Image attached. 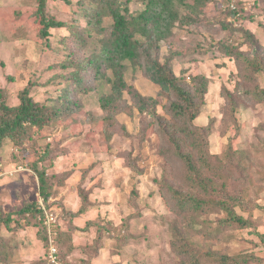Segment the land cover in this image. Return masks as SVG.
Returning a JSON list of instances; mask_svg holds the SVG:
<instances>
[{
	"label": "rangeland",
	"instance_id": "obj_1",
	"mask_svg": "<svg viewBox=\"0 0 264 264\" xmlns=\"http://www.w3.org/2000/svg\"><path fill=\"white\" fill-rule=\"evenodd\" d=\"M79 1L48 0L47 11L78 26L96 9L93 0ZM116 1L133 15L145 9L146 0ZM202 1L192 4L193 13L176 6L180 17L161 57L173 56L175 74L187 83L208 81L194 125L211 127L199 134L213 186L242 197L236 210L249 228L214 233L226 213L210 208L192 214L163 196L168 187L189 190L184 163L151 117L139 116L132 105L116 116L107 138L101 97L110 93L114 73L105 62L99 69L87 66L101 55L100 46L92 39L83 46L73 30H51L43 38L37 0H0V102L17 106L31 84L39 104L51 106L67 94L79 105L66 119L29 130L19 144L6 140L0 149V210L12 219L0 227V264H222L227 258L230 264H264V99L256 96L264 90V71L255 83L244 72L254 57L264 64V0ZM112 24L106 17L101 25ZM123 72L125 82L156 98L158 113L169 119L160 87L141 68ZM40 172L48 182L47 201ZM28 205L40 213L24 217L20 211Z\"/></svg>",
	"mask_w": 264,
	"mask_h": 264
},
{
	"label": "trees",
	"instance_id": "obj_2",
	"mask_svg": "<svg viewBox=\"0 0 264 264\" xmlns=\"http://www.w3.org/2000/svg\"><path fill=\"white\" fill-rule=\"evenodd\" d=\"M37 1L35 15L36 21L41 25L40 35L43 38L49 37L51 30H73L81 37L83 46L92 39L91 43L95 41L101 48V55L90 58L87 66L94 65L99 69V63L105 62L113 71L111 91L101 97L102 121L107 138H111L115 130L116 116L125 113L130 105L138 111L139 116H150V123L158 126L159 130L156 133L160 134L163 141L167 138L168 143L174 147L176 158L184 163L186 171L184 185L189 188L184 193L179 188L168 187V192L163 193V196L170 195L175 204H180L181 209H188L192 214H201L210 208L212 212L219 210L226 213L228 218L218 223L214 233L228 228H249V219L236 210L238 206L244 205L242 197L231 194L223 186L218 188L213 186L211 168L206 161L205 145L201 140L203 137L199 134V131L202 133L211 127L194 125L201 117L206 104L208 81L204 77H197L193 80L194 85L187 83L184 78L175 74L174 57L167 56L164 61L161 57L162 45L173 37L174 25L180 17L176 6L181 4L191 8L193 13L195 7L192 6L202 0H191L193 3L190 0H146L145 9L138 15H133L127 7H123L125 6L123 3L116 0H93L96 9L86 11L84 17L80 19L81 23L73 27L49 14L48 0ZM203 2L204 0L202 6ZM184 16L187 15H183V18ZM106 17L113 20V24L107 29L101 25ZM69 62L70 66L78 68L73 60ZM246 65L244 72L249 75L248 81L255 83L257 77L264 71V64L259 57H254L247 61ZM127 66L133 69L141 68L144 76L160 87L159 95L167 98L170 104L166 108L169 119L158 113L159 102L156 98L143 96L125 82L123 71ZM82 79V75H79L76 81L81 84ZM30 86L31 84L20 93L17 106L10 107L5 102H0V149L6 140L19 144L27 138L29 130L33 128L42 130L52 121L66 119L74 113V109L79 108L78 103L69 99L67 94L62 99L54 101L51 106L39 104L31 96ZM256 96L264 99V90L259 89ZM232 108L233 113H237L238 108L234 103ZM175 121L178 122L176 125ZM186 147L189 150L185 151ZM195 152L199 156L198 159ZM39 183L42 197L47 201L50 192L44 173H39ZM196 192L202 194L198 195ZM20 213L25 217L36 216L40 212L35 205H28ZM11 221L10 215H5L0 210V227L2 225L9 227ZM252 258L254 256L249 257ZM229 261L231 259L227 258L220 262L230 264ZM232 261L234 262V259Z\"/></svg>",
	"mask_w": 264,
	"mask_h": 264
},
{
	"label": "built area",
	"instance_id": "obj_3",
	"mask_svg": "<svg viewBox=\"0 0 264 264\" xmlns=\"http://www.w3.org/2000/svg\"><path fill=\"white\" fill-rule=\"evenodd\" d=\"M47 219L49 220V223H48V224H49V227H52L53 222H54V221H53V217L50 218V217L47 216ZM53 253H55V251H54ZM53 253H52V254H53ZM51 257H52L53 261L55 262L54 254H53Z\"/></svg>",
	"mask_w": 264,
	"mask_h": 264
}]
</instances>
